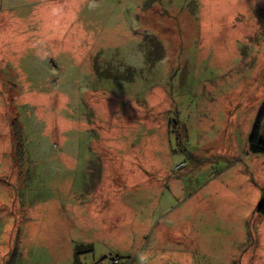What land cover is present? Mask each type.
<instances>
[{
  "label": "rangeland",
  "instance_id": "1",
  "mask_svg": "<svg viewBox=\"0 0 264 264\" xmlns=\"http://www.w3.org/2000/svg\"><path fill=\"white\" fill-rule=\"evenodd\" d=\"M57 1L0 0V264H264V0Z\"/></svg>",
  "mask_w": 264,
  "mask_h": 264
},
{
  "label": "trees",
  "instance_id": "2",
  "mask_svg": "<svg viewBox=\"0 0 264 264\" xmlns=\"http://www.w3.org/2000/svg\"><path fill=\"white\" fill-rule=\"evenodd\" d=\"M263 121H264V107L263 109L261 110L253 128H252V131H251V134L249 136V139H248V147H249V150L252 152V153H264V133H263ZM20 126V125H19ZM21 127V126H20ZM12 129H16L12 126ZM13 132H17V131H14ZM21 134H22V131H21ZM17 142H21V136L20 137H17V138H14ZM23 139V138H22ZM17 150H18V147H17ZM18 152H21V155L22 156V159L24 157V152H23V148L19 149ZM257 213L261 216L264 217V189H263V193H262V197H261V200L257 206V209H256ZM78 264V263H76Z\"/></svg>",
  "mask_w": 264,
  "mask_h": 264
},
{
  "label": "crops",
  "instance_id": "3",
  "mask_svg": "<svg viewBox=\"0 0 264 264\" xmlns=\"http://www.w3.org/2000/svg\"><path fill=\"white\" fill-rule=\"evenodd\" d=\"M71 2V0H65V2ZM74 2H73V5L74 6H79V4L81 3V1L82 0H73ZM44 4H46V3H44ZM62 4H64L62 1H60V0H58L57 2H56V4H55V8L56 9H58V8H62V6L61 5ZM47 6H48V12L49 13H52L53 12V3H48V4H46ZM72 5V6H73ZM67 14V13H66ZM51 17L53 18V16L51 15ZM107 135H109V136H107ZM117 137H118V134H117V130L116 131H113L112 133H105V134H103V136H102V140H101V143L100 144H102V145H108V144H112V143H116L117 142ZM155 139H152V138H150L149 137V135L148 136H146V137H144L143 138V141H141L146 147H149L150 149H154V148H156V147H158L157 145H152V144H150L152 141H154ZM125 150V148H111V149H107L108 150V152H111V153H113L112 155L116 158V159H118V158H121V157H124V156H126L127 155V152L124 154V155H122V154H120L119 153V151H116V150ZM99 150H100V148H99ZM101 151V150H100ZM104 152H105V150H104ZM111 159H114L113 157H111ZM154 205H155V207H157L158 206V202L157 201H155V203H154ZM158 209V208H157Z\"/></svg>",
  "mask_w": 264,
  "mask_h": 264
}]
</instances>
